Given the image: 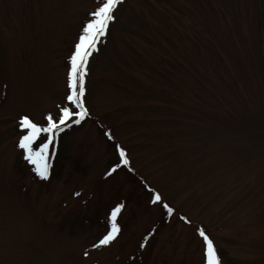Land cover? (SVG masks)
<instances>
[{
	"label": "rangeland",
	"instance_id": "obj_1",
	"mask_svg": "<svg viewBox=\"0 0 264 264\" xmlns=\"http://www.w3.org/2000/svg\"><path fill=\"white\" fill-rule=\"evenodd\" d=\"M100 6L0 0V264H206L198 230L218 264H264V0H122L81 108ZM65 106L84 118L44 132Z\"/></svg>",
	"mask_w": 264,
	"mask_h": 264
},
{
	"label": "snow or ice",
	"instance_id": "obj_2",
	"mask_svg": "<svg viewBox=\"0 0 264 264\" xmlns=\"http://www.w3.org/2000/svg\"><path fill=\"white\" fill-rule=\"evenodd\" d=\"M121 2L122 0H100L101 6L98 7L94 12L90 13V16L93 17V19H90L81 30L78 42L75 45V50L72 56L70 57L71 67L68 73L69 94L67 96V101L72 105H79L81 108H83V104L80 100V97L83 96L84 92L83 75L80 76L78 93L76 92V81L73 79V76L75 75L79 64L84 62V57L91 54L89 49L91 45L95 43L96 37L104 35L105 29L108 27V23L114 19V16L112 15L113 10ZM84 115V112H72L69 107L65 106L61 108L60 115L58 117V123L57 119L53 116L49 115L48 117H46V119L49 121V126L47 128H44L43 131L49 132L52 129H57L58 124H66V122L73 116H78L80 119H83ZM80 119L73 120V123H79ZM20 123L23 128L31 129V133L29 135L22 136L19 141V147L22 149H26L28 148L30 142L35 139L36 134L41 131V129L38 128L35 124L31 123L27 117L22 118ZM43 147L47 148V144H45ZM120 156L121 163L127 164V160L124 159L123 151L120 152ZM38 157L40 159H43L42 154H38ZM25 159L31 161L32 163L36 162L31 156L26 155ZM33 171H35L40 178H47V166L42 169L34 168ZM159 200V196H156L154 198V202ZM165 208H168V206L165 205ZM119 210V207L114 209L111 213L110 219L114 220ZM168 210L169 212L171 211V209ZM198 231L199 235L202 237L205 243L206 264H218V257L214 248V244L211 242V240L203 230ZM117 232L118 228H116L114 225L108 235H106L103 239L99 241V245H106L110 241L115 239Z\"/></svg>",
	"mask_w": 264,
	"mask_h": 264
},
{
	"label": "trees",
	"instance_id": "obj_3",
	"mask_svg": "<svg viewBox=\"0 0 264 264\" xmlns=\"http://www.w3.org/2000/svg\"><path fill=\"white\" fill-rule=\"evenodd\" d=\"M73 125V124H72Z\"/></svg>",
	"mask_w": 264,
	"mask_h": 264
}]
</instances>
